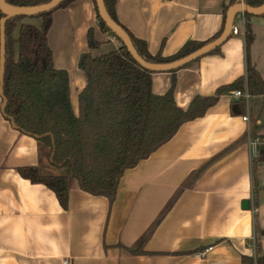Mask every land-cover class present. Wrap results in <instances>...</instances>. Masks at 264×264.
<instances>
[{
  "label": "crops",
  "instance_id": "1",
  "mask_svg": "<svg viewBox=\"0 0 264 264\" xmlns=\"http://www.w3.org/2000/svg\"><path fill=\"white\" fill-rule=\"evenodd\" d=\"M233 1L114 0V17L145 44L150 56L167 58L188 42L214 38ZM242 21L244 34L247 24L253 36L248 52L244 34H230L216 53L174 74L153 73L152 93L164 95L174 77V102L186 110L194 97L213 96L217 89L245 79L247 60L264 87V17L246 19L237 14L232 25L242 28ZM89 29L101 43L95 55L118 48L117 41L98 28L92 0H74L55 10L47 33L53 66L68 75L75 115L78 96L86 86L77 63L88 52ZM232 92H224L203 117L183 124L170 141L126 170L112 202L74 184L66 210L45 186L19 176L17 169L29 166L39 167L43 174H60L45 161L37 141L19 133L4 117L0 95V264H61L64 258L72 264H241L244 256L255 259L258 251L264 255L256 243L254 217L264 207V160L258 159L264 144L254 154L246 138L242 140L246 130L242 116L248 115L251 129L258 127L255 138L264 143V94L245 102L233 99ZM210 161L190 187L182 188ZM179 190L142 253H132ZM244 201L247 209L242 207ZM252 239L255 258L248 246Z\"/></svg>",
  "mask_w": 264,
  "mask_h": 264
},
{
  "label": "trees",
  "instance_id": "2",
  "mask_svg": "<svg viewBox=\"0 0 264 264\" xmlns=\"http://www.w3.org/2000/svg\"><path fill=\"white\" fill-rule=\"evenodd\" d=\"M51 0H5L14 7H32ZM74 0H63L52 11L34 17H14L5 23V55L2 95L6 99L4 117L14 122L15 129L34 138L44 151L49 165L64 171L60 175L43 174L39 167L17 169L22 179L49 189L63 210L68 208V194L75 184L79 190L92 196H100L112 202L123 173L166 144L185 123L204 116L220 96L227 91H246L249 96L264 94L263 83L247 60L245 79L216 90L213 96L194 97L186 110L174 102L175 78L162 96L151 91L150 71L141 68L127 49L111 33L100 19L95 1L98 28L115 39L117 49L97 54L101 43L94 38L93 30L86 34L88 52L79 56L77 67L86 78V86L78 96V114L70 105L68 75L53 66L52 52L47 44V33L52 23V13L65 8ZM251 8L260 7L264 0H242ZM111 19L114 17V0H103ZM234 4L239 0H234ZM264 17V15H262ZM244 17L250 18L248 14ZM4 15L0 12V20ZM38 20L39 26L26 23ZM118 24V23H117ZM221 30L206 43L188 42L175 55L163 58L147 53L143 42L129 36L137 54L150 64H168L182 59L217 39ZM246 52L253 41L250 27L245 24ZM219 48L208 55L214 54ZM198 61V60H197ZM196 62V61H195ZM191 64L183 67L186 68ZM175 71L168 73L174 74ZM255 126L251 129L255 137ZM245 135L242 140H245ZM239 143L236 142L229 149ZM264 160V146L259 152ZM207 163L192 173L182 188L190 187L203 173ZM181 190V189H180ZM166 205L160 217L152 224L131 250L140 254L161 218L173 205L177 195ZM241 264H264L259 251L256 258L242 257Z\"/></svg>",
  "mask_w": 264,
  "mask_h": 264
},
{
  "label": "water",
  "instance_id": "3",
  "mask_svg": "<svg viewBox=\"0 0 264 264\" xmlns=\"http://www.w3.org/2000/svg\"><path fill=\"white\" fill-rule=\"evenodd\" d=\"M63 0H51L48 3L32 6V7H14L8 5L5 0H0V12L4 15V18L0 20V95L2 98V111L6 106V99L2 95V83L4 75V55H5V23L8 19L14 17H34L39 14L49 12L57 8V6ZM97 8L98 15L103 21L107 29L121 42V44L127 49L133 60L143 69L152 73H162L179 70L189 64L194 63L200 58L208 55L211 51L222 46L231 34L232 22L237 14H248L250 16L259 17L264 15V3L257 8H251L245 4L237 3L232 5L225 14V24L222 34L214 41L206 44L197 51L189 54L188 56L176 60L168 64H150L145 62L136 52L133 44L126 34V32L115 23L109 16L104 6L103 0H94ZM11 125L15 129L14 122L10 120ZM242 207L247 209L248 203L243 202Z\"/></svg>",
  "mask_w": 264,
  "mask_h": 264
},
{
  "label": "built area",
  "instance_id": "4",
  "mask_svg": "<svg viewBox=\"0 0 264 264\" xmlns=\"http://www.w3.org/2000/svg\"><path fill=\"white\" fill-rule=\"evenodd\" d=\"M239 34H244V21H242V28H238L234 25H232L231 28V35H239ZM232 98L233 99H239L242 98L245 102H247L250 98L249 94L244 91V92H240V91H234L232 92ZM242 121L244 123H246V130H245V137H246V143L249 147H251L252 149H254V154H257V152L255 151L256 147L258 145H263L264 143L262 141H260L258 138H254L252 136L251 133V127H250V120L248 115H244L242 116ZM256 152V153H255ZM252 250H253V257L255 258V240L252 239V242L248 245ZM203 254H198V256L202 257ZM61 264H72L71 260H69L68 258H64L61 261Z\"/></svg>",
  "mask_w": 264,
  "mask_h": 264
},
{
  "label": "rangeland",
  "instance_id": "5",
  "mask_svg": "<svg viewBox=\"0 0 264 264\" xmlns=\"http://www.w3.org/2000/svg\"><path fill=\"white\" fill-rule=\"evenodd\" d=\"M31 21V23L34 25V26H36V27H38L39 26V21L38 20H30ZM117 44V43H116ZM108 49H102L101 51L102 52H105V51H107ZM44 156H45V161L46 160H48V159H46V154H44ZM256 177L258 176V171H259V166H258V164L256 165ZM52 170H56V172H58L59 174H63V172L64 171H62V170H57V169H52ZM259 207H260V204H259ZM254 217H255V223H256V229H257V233H256V237H257V241H256V243L260 246L261 245V247L264 249V238H261V232L262 231H264V228L262 227V224H264L263 223V221H264V207H260L258 210H256V212H255V215H254ZM259 241V242H258Z\"/></svg>",
  "mask_w": 264,
  "mask_h": 264
}]
</instances>
